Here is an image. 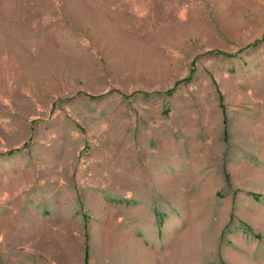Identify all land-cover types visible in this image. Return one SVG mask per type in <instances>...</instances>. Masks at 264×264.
<instances>
[{"label":"rangeland","instance_id":"374dc122","mask_svg":"<svg viewBox=\"0 0 264 264\" xmlns=\"http://www.w3.org/2000/svg\"><path fill=\"white\" fill-rule=\"evenodd\" d=\"M0 264H264V0H0Z\"/></svg>","mask_w":264,"mask_h":264}]
</instances>
